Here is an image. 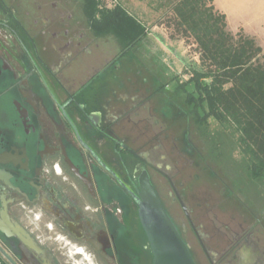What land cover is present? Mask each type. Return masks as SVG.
I'll use <instances>...</instances> for the list:
<instances>
[{"label":"flooded vegetation","instance_id":"flooded-vegetation-1","mask_svg":"<svg viewBox=\"0 0 264 264\" xmlns=\"http://www.w3.org/2000/svg\"><path fill=\"white\" fill-rule=\"evenodd\" d=\"M116 5L0 0V244L18 264H152L132 195L145 171L195 264H264L256 216L200 212L176 185L166 121L186 106L106 31Z\"/></svg>","mask_w":264,"mask_h":264},{"label":"rangeland","instance_id":"rangeland-1","mask_svg":"<svg viewBox=\"0 0 264 264\" xmlns=\"http://www.w3.org/2000/svg\"><path fill=\"white\" fill-rule=\"evenodd\" d=\"M101 2L109 7L120 5L144 27L145 36L135 43L134 48L155 74L163 81H169V88L175 85L170 80L177 78L183 82L198 68L196 45L191 39L170 37L165 25L167 7L160 6L158 0ZM249 20L234 17L231 25L238 26ZM175 96L177 101L183 100L181 94ZM166 124L170 155L165 162L173 167L176 185L181 187L191 206L196 207L198 202L200 212L215 214L225 221L234 214L244 224L252 223L253 216H256L264 227V170L258 175L252 172L251 159L239 146L238 129L227 121L220 122L209 117L199 122L194 116L187 117L179 112L176 115L172 112ZM187 138L192 150L180 155L179 149L188 146L184 140ZM172 147L175 148L174 152L171 151ZM168 210L179 222L182 217L180 207L177 204L168 205Z\"/></svg>","mask_w":264,"mask_h":264},{"label":"trees","instance_id":"trees-1","mask_svg":"<svg viewBox=\"0 0 264 264\" xmlns=\"http://www.w3.org/2000/svg\"><path fill=\"white\" fill-rule=\"evenodd\" d=\"M167 7L170 37L192 40L199 66L175 83L187 117L230 122L239 131L241 151L251 159L252 172L264 170V49L243 29H229L224 13L212 0H158ZM106 31L118 34L123 46L137 43L146 30L120 5L102 12Z\"/></svg>","mask_w":264,"mask_h":264},{"label":"water","instance_id":"water-1","mask_svg":"<svg viewBox=\"0 0 264 264\" xmlns=\"http://www.w3.org/2000/svg\"><path fill=\"white\" fill-rule=\"evenodd\" d=\"M139 187V196L132 195L137 203L139 221L152 251V264H195L145 171L139 176ZM180 204L187 213V207L181 199ZM7 249V246L0 244V255L9 264H18L9 253L12 250Z\"/></svg>","mask_w":264,"mask_h":264},{"label":"crops","instance_id":"crops-1","mask_svg":"<svg viewBox=\"0 0 264 264\" xmlns=\"http://www.w3.org/2000/svg\"><path fill=\"white\" fill-rule=\"evenodd\" d=\"M214 6L225 14L228 27L231 31L236 32L240 28L250 36H253L264 49L262 35L264 27L255 25H264V0H212ZM234 17L248 18L238 26H232ZM256 23L255 25H252ZM4 264V263H1Z\"/></svg>","mask_w":264,"mask_h":264}]
</instances>
